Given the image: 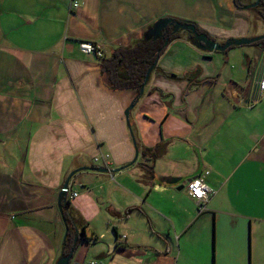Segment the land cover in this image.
I'll list each match as a JSON object with an SVG mask.
<instances>
[{"label":"crops","instance_id":"obj_1","mask_svg":"<svg viewBox=\"0 0 264 264\" xmlns=\"http://www.w3.org/2000/svg\"><path fill=\"white\" fill-rule=\"evenodd\" d=\"M161 18L218 43L264 35V20L257 27L233 0H0V264L61 257L57 195L73 171L64 211L81 236L69 264H264V48L233 46L226 63L239 65L219 67L222 54H202L180 31L157 66L180 77L198 67L214 82L188 90L150 73L129 113L132 163L123 111L136 92L111 88L102 65ZM177 44L187 51L176 68L164 58ZM160 142L151 161L138 148ZM198 175L212 192L201 212L184 188Z\"/></svg>","mask_w":264,"mask_h":264},{"label":"trees","instance_id":"obj_2","mask_svg":"<svg viewBox=\"0 0 264 264\" xmlns=\"http://www.w3.org/2000/svg\"><path fill=\"white\" fill-rule=\"evenodd\" d=\"M233 5L236 8H241V2H239V0H233ZM254 11L257 12L260 15V17L264 20V1H261L257 5V7L254 9ZM175 38H177L175 37V35L168 36L166 39L167 40L166 45H163V41L159 39H156V40L145 39L142 36L138 40L133 41L132 44L128 46L116 49L113 52L114 61L111 62L112 64L110 63V61H106L104 63V66L102 65L103 72L106 69H108L109 66L112 65V67L108 69V74H110V77H111V81L109 83L111 88L113 89H126V88L134 89L136 94L132 102H134L135 104V102L142 96V94L139 95V89L143 82L145 72L154 63V60L156 59V57H159L160 54L164 51L166 46L169 44L168 42H171ZM249 46H255V47L262 49L264 46V39L258 40L257 42H254L250 44ZM230 48L232 47H229L228 49ZM227 50L222 52V54L225 55ZM152 72H155L156 74H159L160 76L166 79H169V80H174V81L185 80L186 89L188 90L192 86L198 85L199 82H202V83L214 82L213 78L199 79L201 71L198 67L181 77L160 69L157 66V64L153 67L151 73ZM154 91H157L161 99L165 98V95H163L161 91H159L158 89H154ZM130 130L133 136L131 124H130ZM165 146H166L165 142H162V143L160 142L152 147H145V146L140 147L139 146L138 148H140L141 154L147 160L151 161L153 158L162 154ZM142 166L144 167L145 172L148 173L142 177V180H147L151 178L152 172L149 166L147 165H142ZM68 203H69L68 200L65 199L64 202H62L61 204L62 217L66 224V234L64 238L63 253H62L63 255H66L70 252V249L73 246V238L76 237V234L74 232V227L71 224V221L69 219V215L66 211H64V207ZM127 211L128 212L132 211V209H128ZM80 240H83L84 242H89L91 244H96L98 242V238L96 236H92L90 239H87L84 236L83 232H82V237ZM75 247L76 245L74 246V250H75ZM116 247H122V245L117 244Z\"/></svg>","mask_w":264,"mask_h":264},{"label":"water","instance_id":"obj_3","mask_svg":"<svg viewBox=\"0 0 264 264\" xmlns=\"http://www.w3.org/2000/svg\"><path fill=\"white\" fill-rule=\"evenodd\" d=\"M257 3H258V0H255V2L250 6L253 7ZM248 7H249V5L245 6L243 9L246 10ZM167 26H171L173 33H176L179 30L189 32L192 35V38H190V44L194 48H196L197 50H199L201 52H205V53H213V52L222 53V52L226 51L229 47L250 45L254 42H257L258 40L264 39V35H261V36H257V37H253V38H249V39L248 38H233V39L225 40L223 43H218L215 40L209 38L206 34L198 33L196 31V27H195V24L193 22H191V21H177V20H174L171 18L157 19L145 31V33L143 34V37L145 39H152V40L159 39V37L161 36V32L164 31ZM165 43H167L166 39L163 40V45ZM263 48H264V46H263ZM157 60H158V57H156V59L154 60V63L145 72L143 82H142L140 89H139V95H141L143 93V89H144L146 83L148 82L149 75H150L153 67L157 64ZM133 106H134V102L131 101L130 104L128 105V107H126V109L123 112L125 122H126V126L130 131L131 139H132V133L130 130L129 113L132 110ZM133 144H134V141H133ZM136 157H137V150H136V148H134V157H133V160L131 161L132 163L136 160ZM117 170L118 169H113V170H109V171L114 172ZM73 173H74V171L71 172L67 176V178L65 179V181L62 185L61 190L59 191V193L57 195V206L59 209L61 208V204H62V202L66 196L67 185H68V182H69ZM175 182H177V179H173L171 183H175ZM77 239H78V237L74 238L73 246L70 249V252L66 255L62 254L61 257L56 261L55 264H69V261H70L71 257L73 256V253L75 251L74 246L76 245Z\"/></svg>","mask_w":264,"mask_h":264},{"label":"built area","instance_id":"obj_4","mask_svg":"<svg viewBox=\"0 0 264 264\" xmlns=\"http://www.w3.org/2000/svg\"><path fill=\"white\" fill-rule=\"evenodd\" d=\"M81 4V0H70V7L73 9L78 8ZM79 50L84 54H93L96 57H101V47L95 42H81L79 43ZM256 89L258 90V97L264 96V69L261 75L258 77L256 81ZM208 172L204 171V175ZM184 188L186 190L187 195L196 201L198 205V212H201L204 209V205L207 200L210 198L212 192L208 187L206 182L203 179V175H198L187 180L184 184ZM76 193H71L70 197H76ZM86 264H100L97 260H90Z\"/></svg>","mask_w":264,"mask_h":264},{"label":"rangeland","instance_id":"obj_5","mask_svg":"<svg viewBox=\"0 0 264 264\" xmlns=\"http://www.w3.org/2000/svg\"><path fill=\"white\" fill-rule=\"evenodd\" d=\"M253 1V0H252ZM250 19L252 20V23L253 24H256V21L257 20H259V21H261V19L258 17V15L253 11L251 14H250ZM256 26L257 27H259L258 26V24H256ZM182 35H184L185 37H186V35H185V33H183V32H180ZM175 52H174V55L173 56H169V57H165L164 58V61H171V62H173L174 63V66L177 68V60L179 59V60H181V58H180V56H179V53H180V51H183V53H184V55H185V51H187V49L185 48V47H181L179 44H177L176 46H175ZM101 53H102V56L101 57H97V59H102L103 58V50H101ZM220 54H222V53H220ZM239 58H240V56H239ZM220 66L219 67H221V66H224V65H227L228 64V66H237V65H239V62L238 61H236V60H234V59H231L230 60V62L229 63H226V61H225V55L224 54H222V56L220 57ZM226 63V64H225ZM182 64V63H181ZM264 69V68H263ZM257 90V89H256ZM258 91V90H257ZM137 103V102H136ZM126 109V108H125ZM124 109V110H125ZM124 112V111H123ZM123 117H124V115H123ZM124 121H125V118H124ZM125 125H126V122H125ZM127 127V126H126ZM127 129V128H126ZM127 132H128V135H129V137H130V140H131V143H132V145H133V147H134V144H133V141H132V139H131V135H130V131H129V129H127ZM132 133V132H131ZM135 148V147H134ZM131 163V162H130ZM81 235H80V231L78 230V232L76 233V237H80ZM75 237V238H76ZM73 240H74V238H73Z\"/></svg>","mask_w":264,"mask_h":264},{"label":"flooded vegetation","instance_id":"obj_6","mask_svg":"<svg viewBox=\"0 0 264 264\" xmlns=\"http://www.w3.org/2000/svg\"><path fill=\"white\" fill-rule=\"evenodd\" d=\"M261 1H264V0H258V3L255 5V6H250V5H252L254 2H255V0H239V2H241V9L242 10H245V9H243L245 6H248L249 5V7L246 9L250 14L254 11V9L257 7V5L261 2ZM255 12V11H254ZM257 15H258V17H260V15L257 13V12H255ZM261 18V17H260ZM195 27H196V31L198 32V33H204V34H206L204 31H202V30H200L196 25H195ZM179 32H180V30L179 31H177L176 33H173L172 32V29H171V26H167L166 28H165V30L164 31H162L161 32V36L159 37V40H161V41H163L164 39H167V37L168 36H170V35H175V37H177V34H179ZM181 32H183V33H185V35L187 36V38H188V40H189V42H190V38H192V35L189 33V32H186V31H181ZM207 35V34H206ZM208 36V35H207ZM209 37V36H208ZM209 38H211V37H209ZM176 39V38H175ZM212 39V38H211ZM224 42V41H223ZM222 42V43H223ZM168 43H170V42H168ZM166 44V43H165ZM164 44V45H165ZM199 51V50H198ZM201 52V51H200ZM202 54H204V55H209V54H211V53H205V52H201ZM213 53H217V52H213Z\"/></svg>","mask_w":264,"mask_h":264}]
</instances>
